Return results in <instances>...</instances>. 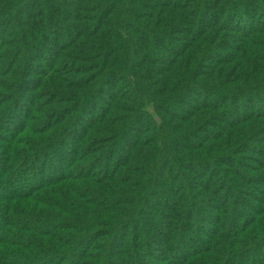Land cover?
Segmentation results:
<instances>
[{"label": "trees", "instance_id": "16d2710c", "mask_svg": "<svg viewBox=\"0 0 264 264\" xmlns=\"http://www.w3.org/2000/svg\"><path fill=\"white\" fill-rule=\"evenodd\" d=\"M0 264H264V0H0Z\"/></svg>", "mask_w": 264, "mask_h": 264}, {"label": "rangeland", "instance_id": "374dc122", "mask_svg": "<svg viewBox=\"0 0 264 264\" xmlns=\"http://www.w3.org/2000/svg\"><path fill=\"white\" fill-rule=\"evenodd\" d=\"M253 110L255 111L256 110V108L255 107H253ZM102 164H104V162H102ZM163 204V203H162ZM163 206V205H162Z\"/></svg>", "mask_w": 264, "mask_h": 264}]
</instances>
